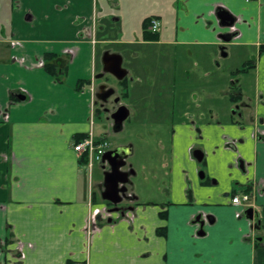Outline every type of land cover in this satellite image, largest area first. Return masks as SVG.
Returning <instances> with one entry per match:
<instances>
[{
	"label": "crops",
	"instance_id": "0c3cea01",
	"mask_svg": "<svg viewBox=\"0 0 264 264\" xmlns=\"http://www.w3.org/2000/svg\"><path fill=\"white\" fill-rule=\"evenodd\" d=\"M5 3L0 0V264H264V0H11L12 46L4 38ZM149 17L161 22L156 40L143 36ZM105 50L120 53L125 68L127 59L136 61L132 78L127 68L136 107L147 96L157 101L159 88L200 87L204 79L212 117L193 125L180 118L167 163L156 146L145 154L150 162L140 166L144 178L155 180L150 192L162 185L167 200L145 198L129 161L136 173L128 209L98 213L92 223L91 214L105 206L97 194L102 180L94 191L74 145L80 134H104L95 131L92 82L78 85L103 71L97 58ZM46 53L65 68L62 81L45 70ZM221 58L245 60L215 80ZM248 61L252 67L241 74L249 77L240 84L234 72ZM155 62L159 71L152 70ZM143 78L153 83L151 94ZM232 87L241 93L236 105ZM194 149L203 152L204 180ZM245 191L259 228L232 203Z\"/></svg>",
	"mask_w": 264,
	"mask_h": 264
},
{
	"label": "rangeland",
	"instance_id": "374dc122",
	"mask_svg": "<svg viewBox=\"0 0 264 264\" xmlns=\"http://www.w3.org/2000/svg\"><path fill=\"white\" fill-rule=\"evenodd\" d=\"M6 3V12H5V16H4V19H3V23H4V28H5V34H4V38L7 40L9 38V33L6 32L7 30H10L11 29V26H10V16H9V11H10V7H11V0H5ZM7 45L9 46L10 45V42L9 44L7 43ZM113 48V47H112ZM116 48H118V45L116 46ZM102 56H98L97 58V68H99V64H100V60H101V63H102ZM245 60V59H244ZM243 59H238V60H235V59H223L221 58L220 61L222 63V65L224 67H222V69H219V73H215L214 75V79L216 80L218 78V76H220L221 73H223V71L221 70H229V68H235L236 66H240L241 63L244 61ZM136 65V61L135 60H126L125 62V66H127V68L130 70V75L128 76V78H132L134 75V71H135V68H133L134 65ZM154 66V68H153ZM225 68V69H224ZM152 70H160L159 69V66L157 65V63H152ZM198 70H202V68H198ZM168 72V71H167ZM227 72V71H226ZM132 73V74H131ZM98 74H100L98 72ZM136 75V74H135ZM154 77L156 78V75H154ZM198 77L199 78H204L205 76L200 74V72H198ZM249 75L246 76V74H240L238 76H235V80L238 82L240 80V84L241 83H245V80L248 79ZM100 81H107L109 84L108 85H111L113 86L116 90H117V95L119 97H122L121 101L122 102H129L131 99V97L129 96V91H128V87L126 86V88L124 87V85H121L119 83V80L116 79L113 75L111 74H105L102 78H97L95 77L94 79V92L93 94L95 93V108L97 111L100 110L99 114H97V117H96V125H95V131L96 133L99 132L98 134L101 135V134H104V140L109 144L110 148H114V147H117L119 144L121 143H129V142H132L136 148L135 150V153L132 154L130 157H129V161L130 162H133L135 164V166H137L138 168V173H137V176H134L132 177V182L135 183V186L139 189L141 188H144L146 190V199L148 200H158L160 201L161 203L165 200L168 199V195L167 193H164L162 191V185L160 186V190L157 191H153V192H150L152 191V185L155 183V180H153L150 176L147 177V178H144V174L146 175L147 173H145V171H147L146 169H143L140 165H142L144 162L148 163V161L150 162V159L147 160V157H146V153H149V151L151 149H154V146H153V143L154 140L153 138H148L147 134L149 131H151V128L152 126H149V127H144V126H147V123H145V119L143 120L142 122V118H140V121L142 122L140 126H137L135 128V130H130L129 129V125L131 123V121H133V119L136 118H139L143 115L144 112H142L144 110L143 107H135L136 106V102L134 101H131V106H132V109L134 110V113H136V116H131V118L127 121H125V128L123 131L119 132V133H114L111 129V121L108 117L110 111L112 110V105L109 104V103H106L105 105L103 104H100V101L97 100V97H96V92H97V88H98V85H99V82ZM201 81V82H200ZM199 82L200 84H205L204 82V79H201ZM239 83V82H238ZM142 87L144 89L147 90V88L149 87L150 91L152 89V86H153V83L151 81H147L146 79H142ZM196 85V84H195ZM243 85V84H242ZM246 85V84H244ZM194 86V85H193ZM92 88V85L90 86ZM155 87V85H154ZM125 88V91H126V95H125V98L123 97V90ZM210 88V87H209ZM198 89V90H197ZM197 91H198V94L200 93L199 91V87H197ZM242 89V87H241ZM248 90V89H247ZM246 92H249L247 91ZM157 91H158V87H157ZM159 91L162 92V89L159 88ZM240 91V89H239ZM205 93V92H204ZM203 93V94H204ZM141 97V95H139ZM161 96V94L158 93V96H157V101L158 102L159 100V97ZM214 96L217 97L219 96V93L217 91H215L214 93ZM114 97V96H113ZM113 97H110L109 98V101H111V99ZM156 97V96H155ZM163 98V97H162ZM150 97L147 96L146 100H149ZM164 99V101H163ZM162 101L158 104V110H155L154 108L157 107V106H150V110L146 112L147 116L149 117V120L151 121H154V118L155 117H159L158 115H160V110H161V106L162 104L165 102L166 104V98H163ZM112 103V101H111ZM113 104V103H112ZM141 104V102L139 103ZM135 105V106H134ZM167 105V104H166ZM101 106L102 107H105L107 108L106 110L102 111L101 109ZM200 109V107L198 108V110ZM148 110V109H147ZM210 110H204L202 113L198 114V113H195V118H199V117H205V118H210L212 117V114H210ZM100 115V117H99ZM185 117V116H184ZM141 134V136H140ZM100 136V137H101ZM146 139H148L147 141L150 143V148H145V142ZM157 153V152H156ZM154 153L152 154L154 157L157 156V154ZM161 161L164 163H167V160L169 159V154L166 155V157H164V155H161V153H158ZM152 155L150 154L149 157H152ZM160 162V163H162ZM200 167V169H198V176L199 178H201V180L203 179H206V171H207V166L204 162H197ZM89 165L87 164L86 165V173H85V179L88 180L91 184V187L94 189V191H97V183L99 182V180H103L104 178V169L102 168V165L99 161H96L94 162V165L93 167H91V171H89ZM163 169V168H162ZM166 171L169 172V168H166ZM201 173L204 174L203 177H201ZM169 176L167 175L166 176V181H165V188H168V183H169ZM98 192V191H97ZM242 193V192H241ZM99 195V192L97 193ZM240 194V193H239ZM159 195L160 196V199H158L156 196ZM143 198V197H142ZM100 202H102V204H104L105 206H107V209H110V207H113V205L105 200H102V198H100ZM112 205V206H110Z\"/></svg>",
	"mask_w": 264,
	"mask_h": 264
},
{
	"label": "flooded vegetation",
	"instance_id": "af4514ba",
	"mask_svg": "<svg viewBox=\"0 0 264 264\" xmlns=\"http://www.w3.org/2000/svg\"><path fill=\"white\" fill-rule=\"evenodd\" d=\"M8 39H9L8 41L10 42V45L13 41H15V38H13L11 35H9ZM102 83H106L107 85L109 84L107 81H100L99 85ZM236 84H237V82H235V86L237 87ZM99 85L97 88L96 97H97L98 93H101L100 95H103L102 94L103 91L99 92L100 91ZM107 87L108 88H110V87L114 88L111 85H108ZM196 89H197V87L195 84H189L188 86L185 85L183 87H177L174 90H171L170 88L164 89L161 92V96L159 98L158 103H160L163 98H166V104L167 105L165 104V102L162 104V106H161L162 108L160 110L161 113L159 115V118L155 117L154 121L149 120V117L147 116L146 112L150 110V106H157V105H155V103H153V102H155V100H151V99L146 100V98L144 100L142 99L141 104H139V106L144 108V110L142 111L144 113L139 118L135 117L136 113H134V110L132 109V106H131L132 100H130L128 103L122 102L121 101L122 97H119L117 95L118 92L116 89H115V94H113L111 96V97L114 96L111 99L113 104L111 103V101H109L110 97L108 98L107 101H103L99 97H97V100L100 101V104L105 105L106 103H109L112 105V110L110 111L108 117H109L110 121L112 122L110 127L114 133H119V132L123 131L125 126H126L125 121L129 120L131 118V116H134L135 119H133V121H131V123L129 125L130 130H135V128L137 126H140L141 123L143 122V120H142V122L140 121V118H144L146 120L145 123H147V126H144V127L152 126L151 131H149L147 134L148 138H153V140L155 142V143H153V146H156V148H158V151H156V152L161 153V155H164V157H166L165 153L168 155V150L171 149V146H172V138H171L172 132L175 131V127L177 126V124H179L180 118L181 117L185 118L186 124L193 125V123L196 120V118L194 116H195V113H198V108L199 107L201 108V110H200L201 113L204 110H206V108H207V101H209L208 98L210 96H212L211 95L212 91L208 90L207 85H204V84L200 85V87H199L200 93L199 94L197 91L198 89L197 90ZM233 89L234 88L232 87L230 92H233L232 95H234L235 97H238V100L237 101L231 100V101H232L233 105L234 104L236 105L237 102L240 100L239 96L241 95V93L238 92L239 90L236 91V89H234V90ZM144 90H145L146 94L152 93V91H150L149 87L147 88V90L146 89H144ZM23 96H26V98H27V95L22 94V93H18V95H17L18 98H21ZM230 99H231V96H230ZM12 101L14 102L16 100L12 99ZM163 101H164V99H163ZM121 106H125L126 108L122 109L123 111H121L120 115L126 114L127 117L124 120L122 127L116 128L115 122H114L113 118H111V115L114 112H116ZM105 107L101 106L102 111L107 109ZM158 108L159 107L157 106L154 109L158 110ZM99 112H100V110H99ZM203 118H205V117H203ZM164 134L168 137H163ZM140 136H141V134H140ZM147 140L148 139H146V141H144L145 145H146L145 148L150 147V145H149L150 143ZM118 146H133V149H134V144L132 142L121 143ZM114 148H116V147H114ZM109 149H112V148H110V146H109ZM129 157L127 158V166L124 168L126 170H128L132 167L131 163H129ZM153 158H155V157H153ZM101 165L103 166L104 164H101ZM102 168L104 170H107L109 168V165L106 163L105 167H102ZM129 185L130 184H128V191L126 192V196H128L129 199L128 200L124 199L123 203L120 204L121 206L126 207L128 205V203L131 202L133 199V195L129 190ZM102 189H103V180L101 181L100 185L98 186L99 195H100ZM110 206H112V205H110Z\"/></svg>",
	"mask_w": 264,
	"mask_h": 264
},
{
	"label": "water",
	"instance_id": "95a60500",
	"mask_svg": "<svg viewBox=\"0 0 264 264\" xmlns=\"http://www.w3.org/2000/svg\"><path fill=\"white\" fill-rule=\"evenodd\" d=\"M223 19L224 16L221 15ZM226 25H229L227 23ZM102 64L103 71L97 76V78H102L105 74H111L118 80H123L128 75V70L123 66V56L118 52H111L109 50H105L102 54ZM106 83H102L99 85V92L103 91V95L101 93L97 94L103 101H107L109 97L115 94V89L107 87ZM21 100H25L26 96L20 98ZM125 106H121L116 112L111 115L115 122L116 128H121L124 120L127 115H120L122 109H125ZM125 113V112H124ZM133 146H118L116 148L108 149L102 156L100 163L104 164L102 167H105L107 163L109 168L104 171L103 178V189L101 191V198L113 205L110 207L109 212H121L122 214L128 209L125 206H121L124 199L128 200L129 197L126 196V192L128 191V184H130V178L132 175H135V170L131 167L130 169H124L127 166V158L133 153ZM193 156L197 159L198 162H202L203 160V152L200 149L193 150ZM204 174L201 173V177ZM246 215L249 219L257 220V227H260V222L257 218V214L254 215L253 208H249L246 210Z\"/></svg>",
	"mask_w": 264,
	"mask_h": 264
},
{
	"label": "built area",
	"instance_id": "2783aa9c",
	"mask_svg": "<svg viewBox=\"0 0 264 264\" xmlns=\"http://www.w3.org/2000/svg\"><path fill=\"white\" fill-rule=\"evenodd\" d=\"M148 30L152 33H158L161 30V22L157 18H152L150 24L148 26ZM92 88L91 90L94 92V80H92ZM7 117V115H5ZM74 149L81 153L88 154V165L90 168L93 166L95 160H101L103 154L109 149V144L103 139H97L94 136V133L90 131L88 135L83 137L80 141L76 142L74 145ZM252 194L250 192H242L233 196L232 203L235 206H240L243 210H247L252 207L251 204ZM99 214H107L109 215V211L107 206H103L101 208H97L90 216L91 222L95 223L97 219V215Z\"/></svg>",
	"mask_w": 264,
	"mask_h": 264
},
{
	"label": "trees",
	"instance_id": "16d2710c",
	"mask_svg": "<svg viewBox=\"0 0 264 264\" xmlns=\"http://www.w3.org/2000/svg\"><path fill=\"white\" fill-rule=\"evenodd\" d=\"M152 17L147 18L144 23H143V36L146 40H156L158 37V33H152L148 30V26L150 24ZM260 51H264V46H262L260 48ZM45 59V64H44V68L47 72H49L51 75L55 76L57 78V80H61V76L64 74V69L63 67H59L56 63H54V59H55V55L53 53H46L44 56ZM250 67H252V61H248L246 62L241 68H239L238 70H236L234 72V74L239 75L241 73H245L247 72ZM91 83L90 80H81L79 81V85L78 87L81 88L84 85H89ZM119 83L121 85H124V87L126 88L127 86V78H124L123 80L119 81ZM77 87V88H78ZM78 88V89H79ZM125 88L123 90V97L125 98L126 95V91ZM231 100L232 101H237L238 97H235L234 95H231ZM86 134H80L77 136L76 141H80ZM82 164L87 165L88 164V154L87 153H83L82 155V159H81Z\"/></svg>",
	"mask_w": 264,
	"mask_h": 264
}]
</instances>
